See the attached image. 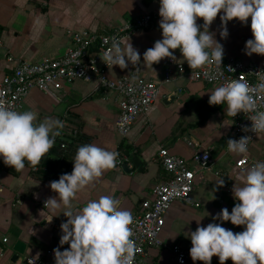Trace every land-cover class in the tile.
Instances as JSON below:
<instances>
[{
    "label": "crops",
    "instance_id": "0c3cea01",
    "mask_svg": "<svg viewBox=\"0 0 264 264\" xmlns=\"http://www.w3.org/2000/svg\"><path fill=\"white\" fill-rule=\"evenodd\" d=\"M158 12L159 0H0V81L11 73L17 60L40 62L64 55L71 46V32L106 33L145 14L155 17L156 27L138 30L121 44L124 47L131 43L140 53L141 63L136 66L129 63L125 69L113 66L107 71L111 79H118L137 70L139 78L154 81L160 88L157 100L146 114L138 117L126 136L116 129L120 111L118 95L102 88L97 81L67 83L56 95L33 89L20 111H35L36 123L45 117L63 121L60 133H65V140L83 134L90 139L79 142L81 145L94 144L126 157L137 156L142 164L141 169L134 168V162L126 161L130 172H125L121 166L106 170L91 185L76 193L72 200L74 212L90 200L110 195L119 200L122 210L133 214L151 196L153 188L169 178L158 157L162 146L188 160L197 152L208 151L214 164L199 175L192 192L198 206L180 201L171 204L161 234L163 245L148 247L143 263L175 264L171 247L179 243L191 248L187 233L196 229V220H201L200 226H206L222 208L231 212L236 203L232 196L233 185L239 186L240 177L255 163L264 161V133H260L248 149L249 163L238 167L240 155L227 149L234 118L226 115V104L210 106L208 103L210 92L220 85L189 81L176 70L172 79L165 81L167 57L153 64V68L144 67L143 53L162 38ZM221 14L218 13L209 31L223 45V59L234 57L245 62L264 59V55L244 54L245 43L252 38L251 18L246 25L236 18L229 21V35L221 39ZM197 24L202 26L203 18H197ZM171 51L177 62L192 70L179 49ZM9 56L13 59L9 60ZM170 97L174 99L165 102ZM123 143L131 149L123 147ZM58 169L60 174L71 173L73 161ZM33 170L26 161L25 168L16 171L0 159V264H29L28 258L46 257L49 250L60 247V225L67 220L62 213L65 209L61 206L50 211L44 206L49 197L57 196L49 185L59 178L42 179L40 176L45 171L38 175ZM220 178L227 181L229 191H221L217 185ZM222 226L234 233L244 229L230 221L223 222ZM18 239L24 241L27 248L23 256L12 262L11 248ZM4 244L8 248L6 251ZM60 250H64V245ZM188 264H194L190 255ZM195 264L204 262L196 261ZM211 264H219L218 257L213 256ZM225 264L233 262L229 259Z\"/></svg>",
    "mask_w": 264,
    "mask_h": 264
},
{
    "label": "clouds",
    "instance_id": "9594fccd",
    "mask_svg": "<svg viewBox=\"0 0 264 264\" xmlns=\"http://www.w3.org/2000/svg\"><path fill=\"white\" fill-rule=\"evenodd\" d=\"M218 13H222L221 39L229 35V21L236 18L246 25L250 17L252 38L246 41L244 54L264 55V0H159L162 38L143 53L144 67L153 68V64L166 57L175 61L171 51L175 49H179L192 70L212 63L222 64L223 45L209 31ZM197 18H203L202 26L197 24ZM100 58L110 71L113 66L125 69L129 63L133 66L141 63V55L131 43L121 47V42L115 39ZM253 93H264V83L250 89L246 82L234 79L210 92L208 103L210 106L226 104L225 113L231 117L240 112H254L248 115L251 126L246 125L242 131L259 136L264 133V111L257 110ZM36 121L35 111H17L11 105L0 103V159L6 166L20 171L27 161L31 167H37L64 127L63 121L52 117ZM250 139L251 136L229 139L227 149L231 153L246 154ZM117 157L118 153L94 144L82 145L72 160V172L50 182L49 187L57 196L44 202L45 209L55 211L63 206L62 213L67 217L60 225V247L53 249L54 264H133L137 249L130 238L132 216L119 207V200L103 195L88 201L78 211L72 210L76 193L114 168ZM240 181L239 186L233 185L236 203L231 212L222 208L206 226H200L201 220H196V229L187 233L192 245L189 255L194 264L196 261L211 264L213 256L218 257L219 264L229 259L233 264H264V161L251 166ZM217 185L223 186L224 180ZM226 221L244 226L243 231L234 233L224 228L222 223ZM65 244L69 247L61 251Z\"/></svg>",
    "mask_w": 264,
    "mask_h": 264
},
{
    "label": "built area",
    "instance_id": "2783aa9c",
    "mask_svg": "<svg viewBox=\"0 0 264 264\" xmlns=\"http://www.w3.org/2000/svg\"><path fill=\"white\" fill-rule=\"evenodd\" d=\"M154 27H156L155 17L152 14H145L106 33L71 32V46L64 55L40 62L17 60L11 73L6 74L0 81V103L11 105L15 110L20 111L26 96L33 89L56 95L67 83H73L76 80L97 81L102 88L113 90L118 95L120 111L116 129L119 134L126 136L138 117L146 114L157 100L160 88L154 81L139 78L136 74L137 70L118 79H111L107 74L109 68L100 56L111 47L114 39L122 44L134 32ZM8 59L13 58L9 56ZM174 70L192 82L217 83L221 86L226 81L239 79L246 82L250 89L264 83V59L257 62H245L229 57L222 59L220 65L212 63L188 70L177 60L173 61L169 58L165 81L172 79ZM253 98L256 101L257 110L264 111V93H253ZM254 114V112L249 114L240 112L233 117V127L229 138L239 140L242 136H251L248 149L257 136L252 132H244L242 129L246 125L251 126L252 122L248 115ZM239 155L237 166L247 165L249 163L247 154ZM158 157L169 178L158 183L153 188L151 196L141 203L140 209L131 214L130 238L137 249L133 264L145 262L148 247L163 245L161 234L165 226V216L174 201L198 206L192 195L193 189L199 175L214 164L213 157L208 151L197 152L188 160L171 153L167 147L162 146L158 150ZM126 160V156L117 158L116 166L120 167ZM217 174L220 176V173ZM223 180L224 185L220 186L221 191H229L227 181ZM68 247L69 245H64V249ZM171 250L175 264H188V248L175 243ZM47 254L46 257L28 258V263L54 264L53 251L49 250Z\"/></svg>",
    "mask_w": 264,
    "mask_h": 264
},
{
    "label": "trees",
    "instance_id": "16d2710c",
    "mask_svg": "<svg viewBox=\"0 0 264 264\" xmlns=\"http://www.w3.org/2000/svg\"><path fill=\"white\" fill-rule=\"evenodd\" d=\"M65 139V133H60L59 136L55 137L54 144L49 150V153H47L42 158L40 164L37 167H32L34 169L33 172L37 173L38 175H40L42 171H45L44 174L40 176L42 179H58L60 177V173L58 172L60 169H58V167L60 165L70 164L74 159L77 149L82 146L79 142H84V139H90V137L83 134H77L74 137H69L68 140ZM123 147L126 149H131V147L125 143H123ZM123 157L124 155L119 153L117 158ZM126 161L134 162V168H142V164H140V161L138 162L137 156L135 158V156L127 155ZM26 163L28 162L26 161Z\"/></svg>",
    "mask_w": 264,
    "mask_h": 264
},
{
    "label": "water",
    "instance_id": "95a60500",
    "mask_svg": "<svg viewBox=\"0 0 264 264\" xmlns=\"http://www.w3.org/2000/svg\"><path fill=\"white\" fill-rule=\"evenodd\" d=\"M174 99V97H170V98H167L165 100V102L167 101H172ZM121 168L125 171V172H130L131 171V168L128 164V162H123L122 165H121ZM4 247V251H6L8 248L7 246L4 244L3 245ZM26 248H27V244L22 241V240H16L13 245H12V248H11V251H12V255H11V258L10 260L12 262H16L21 256H23L25 254V251H26Z\"/></svg>",
    "mask_w": 264,
    "mask_h": 264
}]
</instances>
